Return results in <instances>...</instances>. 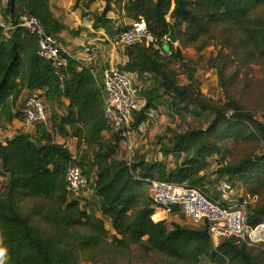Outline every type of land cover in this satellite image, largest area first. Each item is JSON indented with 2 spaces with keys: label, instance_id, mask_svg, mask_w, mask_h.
<instances>
[{
  "label": "trees",
  "instance_id": "obj_1",
  "mask_svg": "<svg viewBox=\"0 0 264 264\" xmlns=\"http://www.w3.org/2000/svg\"><path fill=\"white\" fill-rule=\"evenodd\" d=\"M97 1L102 7L88 13L91 27L111 38L128 29L125 20L143 18L160 41L168 36L169 25L182 46L218 31L239 63H264V0ZM91 2L74 0L73 8L88 9ZM23 14L35 16L55 37L65 28L54 17L49 0H0L4 23L16 26ZM161 47L163 54L150 45L122 47L127 61L118 70L135 75L144 86L134 85L143 105L133 114V126L164 99L177 115L200 110L214 115L205 129L159 137L161 155L178 160L183 156L171 170L163 161L149 162L135 150L129 161L116 156L114 137L102 136L109 127L94 68L68 59L57 69L36 55L34 36L21 28L4 34L0 27V132L21 122L27 96L44 98L48 110L46 122L35 125L32 133L17 131L0 143V176L6 179L0 189V234L9 249L7 264H112L131 245L142 255L163 256L166 264H264V246L247 247L232 237L213 241L208 223L169 227L165 220H152L155 207L146 191L152 181L199 188L207 195L214 181L225 178L258 197L249 206L248 223L264 224V120L234 101L222 107L206 104L196 98L191 83L180 88L170 65L177 59L185 67L183 57L169 41ZM208 65L221 78L223 69L217 68L215 59ZM57 137L75 140L84 151L73 157ZM228 141L253 142L262 151L225 163ZM214 157L217 178L211 180L206 171ZM70 166L80 168L87 178L93 173L87 186L93 201L67 196L65 174ZM178 212L172 209V214Z\"/></svg>",
  "mask_w": 264,
  "mask_h": 264
},
{
  "label": "built area",
  "instance_id": "obj_2",
  "mask_svg": "<svg viewBox=\"0 0 264 264\" xmlns=\"http://www.w3.org/2000/svg\"><path fill=\"white\" fill-rule=\"evenodd\" d=\"M0 27L4 34L15 28L23 29L28 35L37 40L36 55L43 61L51 63L55 68L65 67L67 60L79 59L71 51L65 50L57 37L48 34L40 21L32 15L23 14L17 25L11 26L0 18ZM150 33L145 19L131 21L128 29L109 39L114 51L120 47L134 45H150L162 53L161 43ZM98 47L93 45L87 52L90 58L95 57ZM111 60V59H110ZM101 99L104 108V118L109 132L114 137V145L130 160L137 137H143L150 122L156 115L155 109L145 114V119L133 126V114L140 110L143 102L134 90L131 75L118 70L116 64L110 65L100 76ZM44 98L34 94L24 99L21 112L22 127L34 129L35 125L46 122ZM5 140L0 132V143ZM90 178L85 177L77 166H70L65 174L66 193L69 198L76 199L82 189L88 186ZM150 198L156 211L152 220L157 222L172 214L177 208L187 223L193 227L204 223L209 224V235L213 241L222 237H232L237 244L247 247L264 246V224L250 226L248 223L249 206L254 205L258 197L249 194L236 196L234 187L225 178L214 181L205 195L199 188H187L167 182L152 181L150 183ZM161 212V219H154Z\"/></svg>",
  "mask_w": 264,
  "mask_h": 264
},
{
  "label": "rangeland",
  "instance_id": "obj_3",
  "mask_svg": "<svg viewBox=\"0 0 264 264\" xmlns=\"http://www.w3.org/2000/svg\"><path fill=\"white\" fill-rule=\"evenodd\" d=\"M101 7L102 3L97 0H92L89 5L92 12L99 11ZM224 37V34L220 35L217 31L202 37L194 44L182 46L178 41L173 43V47L179 50L186 65L182 68L177 59L170 65L171 69L175 71L177 84L181 88L191 83L193 88H195L196 98L202 99L206 104L212 105L213 107H222L228 101H234L243 106L256 119L263 121L264 63H239L236 58L231 56L233 52L228 48ZM121 50L124 53V48ZM210 59L212 61L215 59L217 68L220 67L223 69L221 78L218 77L217 71L208 65V60ZM189 76H192L191 82L188 80ZM155 110L156 115L150 122L146 134L143 137L136 138L135 151L140 155H144L149 162L154 160L163 161L167 169L171 170L176 162L179 164L182 162L183 156L178 160L174 156L164 157L161 155L159 151L160 145L158 143L159 137L164 136V134L170 137L173 133H183L189 129H205L214 118V115L211 112L201 110L196 114L187 113L184 116L177 115L175 111L170 109L169 99H164L163 103L157 105ZM59 112L61 113L62 110L60 109ZM67 141L70 143V151L74 155L76 153L75 148L77 143L75 145L76 141L72 139ZM224 146L228 148L225 163H234L251 153L262 151V148L253 142L233 145L231 141H228ZM116 153L118 158L126 160L125 154L118 147L116 148ZM73 157L77 158L78 155H74ZM216 159L217 157H214L209 160L211 166L206 171L211 180L217 178V175L214 174L217 168L215 165ZM91 175H93L92 172L89 178ZM5 181L6 179L0 176V189ZM150 189V186L146 188L149 197ZM234 190L237 197L246 194L241 184L234 187ZM76 199H79L80 202L94 200L88 187L82 189V192L79 193ZM156 211H159V209L155 207ZM154 219L157 218L155 217ZM162 220H165L169 227H171L172 223L189 225L179 212L170 214L165 219L159 221ZM103 223L106 229H110L109 221L103 220ZM78 264L89 263L82 261ZM112 264H166V260L163 256L153 252L142 255L137 246L131 245L130 250L124 253L123 256L116 257ZM200 264L207 263L203 261Z\"/></svg>",
  "mask_w": 264,
  "mask_h": 264
},
{
  "label": "crops",
  "instance_id": "obj_4",
  "mask_svg": "<svg viewBox=\"0 0 264 264\" xmlns=\"http://www.w3.org/2000/svg\"><path fill=\"white\" fill-rule=\"evenodd\" d=\"M5 1L6 0H2V2ZM49 4L54 17L65 27L56 37L60 41L62 47L74 53L81 64L94 68L95 73L99 74L100 77L102 72L110 65L116 64L119 66L127 61V57L121 50V47L117 51L111 48L109 44V39L111 37L106 32L92 29L88 14L92 12L91 8H81L80 5L77 8H73L74 0H49ZM130 22L131 21L125 20L124 24L128 26ZM93 45L98 47V51L95 57L90 58L87 52ZM131 77L133 85L137 86L138 89L144 87L143 82L137 80L135 75H131ZM17 131L32 133L34 129L26 130L22 127L20 121H14L5 132H2V134L4 138H11ZM102 136L104 139H110L112 137L110 132H103ZM56 141L65 144L70 151V143H68L67 140L57 137ZM83 149V145H80L79 148L76 146V153H74V155L79 156Z\"/></svg>",
  "mask_w": 264,
  "mask_h": 264
},
{
  "label": "clouds",
  "instance_id": "obj_5",
  "mask_svg": "<svg viewBox=\"0 0 264 264\" xmlns=\"http://www.w3.org/2000/svg\"><path fill=\"white\" fill-rule=\"evenodd\" d=\"M9 260V249L4 243V236L0 234V264H7Z\"/></svg>",
  "mask_w": 264,
  "mask_h": 264
},
{
  "label": "water",
  "instance_id": "obj_6",
  "mask_svg": "<svg viewBox=\"0 0 264 264\" xmlns=\"http://www.w3.org/2000/svg\"><path fill=\"white\" fill-rule=\"evenodd\" d=\"M166 38L172 44L176 42V34L172 25H169V34Z\"/></svg>",
  "mask_w": 264,
  "mask_h": 264
},
{
  "label": "bare ground",
  "instance_id": "obj_7",
  "mask_svg": "<svg viewBox=\"0 0 264 264\" xmlns=\"http://www.w3.org/2000/svg\"><path fill=\"white\" fill-rule=\"evenodd\" d=\"M157 214H159V216H160L159 218L156 217ZM157 214L155 215V217H156L157 219H161L163 214H162L161 212H159V213H157Z\"/></svg>",
  "mask_w": 264,
  "mask_h": 264
}]
</instances>
